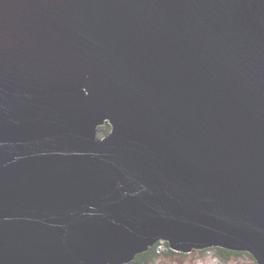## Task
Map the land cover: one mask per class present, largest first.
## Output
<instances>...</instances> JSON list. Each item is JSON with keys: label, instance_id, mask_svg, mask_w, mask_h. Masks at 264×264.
I'll return each mask as SVG.
<instances>
[{"label": "water", "instance_id": "water-1", "mask_svg": "<svg viewBox=\"0 0 264 264\" xmlns=\"http://www.w3.org/2000/svg\"><path fill=\"white\" fill-rule=\"evenodd\" d=\"M159 241L264 264V0H0V264Z\"/></svg>", "mask_w": 264, "mask_h": 264}, {"label": "trees", "instance_id": "trees-1", "mask_svg": "<svg viewBox=\"0 0 264 264\" xmlns=\"http://www.w3.org/2000/svg\"><path fill=\"white\" fill-rule=\"evenodd\" d=\"M100 129L101 131L99 135L103 137L104 135H107L110 133L111 125L107 122L105 123V125H102ZM163 245L165 247L164 250H163ZM206 250H216L218 255L228 260H230L232 257H241L244 255L255 260V258L248 252L233 251V250H228V249L221 248V247H210V248L201 249V250H194L193 252H199L200 254H204ZM193 252L191 253L179 252V251L173 250L170 247L168 242L159 241L158 243H156V245L151 247L148 251L138 254L133 261L127 264H156L158 261H161L163 263L169 262L171 264L173 263L185 264L184 261L186 257H188Z\"/></svg>", "mask_w": 264, "mask_h": 264}, {"label": "rangeland", "instance_id": "rangeland-1", "mask_svg": "<svg viewBox=\"0 0 264 264\" xmlns=\"http://www.w3.org/2000/svg\"><path fill=\"white\" fill-rule=\"evenodd\" d=\"M164 249L165 247L163 245V250ZM184 262L185 264H258L256 260L246 255L241 257H232L230 260L224 259L217 254L216 250H206L204 254H200L199 252H193L188 257H186ZM164 263L158 261L156 264H164ZM165 264H171V263L166 262Z\"/></svg>", "mask_w": 264, "mask_h": 264}, {"label": "bare ground", "instance_id": "bare-ground-1", "mask_svg": "<svg viewBox=\"0 0 264 264\" xmlns=\"http://www.w3.org/2000/svg\"><path fill=\"white\" fill-rule=\"evenodd\" d=\"M163 242V241H162ZM127 264V263H126Z\"/></svg>", "mask_w": 264, "mask_h": 264}]
</instances>
